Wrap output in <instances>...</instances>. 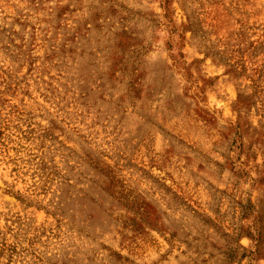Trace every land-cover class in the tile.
<instances>
[{"label": "rangeland", "instance_id": "obj_1", "mask_svg": "<svg viewBox=\"0 0 264 264\" xmlns=\"http://www.w3.org/2000/svg\"><path fill=\"white\" fill-rule=\"evenodd\" d=\"M0 264H264V0H0Z\"/></svg>", "mask_w": 264, "mask_h": 264}]
</instances>
